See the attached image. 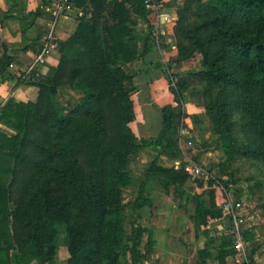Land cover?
<instances>
[{
	"label": "trees",
	"instance_id": "16d2710c",
	"mask_svg": "<svg viewBox=\"0 0 264 264\" xmlns=\"http://www.w3.org/2000/svg\"><path fill=\"white\" fill-rule=\"evenodd\" d=\"M69 2L81 15H75L76 28L66 40H54L60 58L50 76L34 70L17 78L8 71L15 58L0 57V83L17 79L18 85L38 90L34 101L9 98L0 108V122L14 132L0 130V264H54L57 224L64 227L67 264H144L151 261L153 239L140 225V213L152 203L141 181L128 209L124 204L123 191L136 182L129 161L148 147L156 157L146 177L158 178L164 189L190 179L179 146L187 117L181 92L204 110L217 137L212 147L223 152L224 160L210 170L237 157L264 167V0H181L173 28L177 62L197 55L199 69L168 76L175 106L160 109L161 129L147 140L130 128L136 111L125 69L142 55L133 30L136 20L154 22L145 0ZM51 8L52 1L42 0L19 18L22 35L37 18L50 20ZM47 33L22 50L35 58ZM64 90L80 95L70 107L57 100ZM159 156L179 160L178 168L158 166ZM213 183L206 187V198L177 192L191 200L196 237L208 243L209 225L221 218ZM230 190L240 198V190ZM255 237L253 231L243 234L245 241ZM257 248L253 243L248 255ZM212 250H199L197 264H228L235 255L229 238Z\"/></svg>",
	"mask_w": 264,
	"mask_h": 264
},
{
	"label": "crops",
	"instance_id": "0c3cea01",
	"mask_svg": "<svg viewBox=\"0 0 264 264\" xmlns=\"http://www.w3.org/2000/svg\"><path fill=\"white\" fill-rule=\"evenodd\" d=\"M42 0H0V57L6 53L15 58L9 72L16 75H27L34 71L29 70L33 64V54L24 52L22 47L29 44L31 39L37 38L41 32L47 29V20L37 18L35 26L29 29L25 36L20 29L19 18L25 16L30 11H35ZM52 1V0H47ZM181 5V0H164V11L171 17H177V9ZM76 12L65 14L60 17L55 25L54 39L64 41L75 30L77 20ZM12 16L15 20H6L5 17ZM152 28L149 29V26ZM175 25V24H174ZM174 25L162 24L160 21L159 30L153 23L136 20L133 26L137 41V50L142 53L141 57L125 66L126 71L131 75L129 87L131 98L135 105L136 119L130 123V128L135 136L141 139H152L157 137L161 129L160 109L167 105L175 106V101L170 92V78L168 76L181 74L189 70L199 69V56L195 55L188 61L177 62L179 55L175 46ZM44 35L40 37L43 42ZM60 55L57 51L46 57L44 64L36 70L45 76L51 75V69L56 67ZM38 90L33 86L17 84V79H12L0 83V108L9 99L17 101H34L37 98ZM183 99V109L187 117L183 120L184 126L179 130V146L183 150L182 160L187 161L186 143L192 142L197 146L193 150V162L210 167L221 163L224 155L221 150H214L216 136L211 134L208 128L207 118L203 109L197 108L187 98V91L181 92ZM80 95L70 90L59 92L57 100L65 107L77 99ZM72 105V104H71ZM70 105V106H71ZM69 106V107H70ZM193 117V119H192ZM194 120V121H193ZM199 121V122H198ZM0 130L7 134L14 133L13 130L0 122ZM193 148V147H191ZM204 148V149H203ZM156 157V153L148 147L142 148L131 156L129 169L134 173L135 184L127 190L133 199L136 194L137 185L145 181V192L151 200L152 207L144 208L140 215V225L152 233V252L150 257L153 264H197V252L205 246L211 247L212 254L218 247L217 225L221 222L214 221L208 227V233L212 240L208 243L204 236H197L193 223L188 213L175 200L179 198L177 192L184 191L188 195H202L205 197L206 187L193 182L190 179L182 186L169 184L164 189L158 178L146 177L147 170ZM157 165L164 168L175 166L180 161H169L165 156H159ZM176 169V168H175ZM215 227V230L213 229ZM147 237L143 239L146 242ZM256 264L260 262L258 256L254 257ZM146 262V263H150ZM231 260L228 264H231Z\"/></svg>",
	"mask_w": 264,
	"mask_h": 264
},
{
	"label": "built area",
	"instance_id": "2783aa9c",
	"mask_svg": "<svg viewBox=\"0 0 264 264\" xmlns=\"http://www.w3.org/2000/svg\"><path fill=\"white\" fill-rule=\"evenodd\" d=\"M144 7L154 18L156 30L162 28L160 21H162V24L174 25L177 20V17H171L169 13L164 11V0H145ZM73 11L74 9L69 0H52V8L50 10L52 18L47 20L48 33L44 38L40 53L33 59V64L29 70H36L37 67L42 66L46 57L56 51V44L54 42L55 25L60 17ZM75 12L78 16L81 15L80 11ZM10 67H12V64ZM191 146L192 142L188 141L186 147L191 148ZM187 159L185 171L188 173L191 181L202 183L207 187L210 180H215L214 169L210 170L207 166L197 164L190 157ZM178 165L179 163L175 165L176 169ZM213 188L216 190L217 205L221 212L220 220L224 223V226L217 225V231L222 230L231 240L232 248L235 251V262L240 263V261H244V264H248L246 260L248 252L251 250L252 244H256L258 241V237L255 241L243 240L244 232L249 230L251 226L256 225L254 216L250 213L252 205L247 198H236L232 190L227 192L218 183L217 185H213Z\"/></svg>",
	"mask_w": 264,
	"mask_h": 264
},
{
	"label": "rangeland",
	"instance_id": "374dc122",
	"mask_svg": "<svg viewBox=\"0 0 264 264\" xmlns=\"http://www.w3.org/2000/svg\"><path fill=\"white\" fill-rule=\"evenodd\" d=\"M75 100L76 99H74V101ZM74 101H72L68 105V107L71 104H73ZM191 147L193 148H187L185 151L189 155V157L191 156L193 157L194 155L193 150L194 148H197V146L194 145H192ZM214 170H215V181L218 184H220L221 187H223L227 192H229L230 189H238L241 192L240 198L245 197L247 198V200L250 201L252 205V209L250 213L254 216V222L256 223V225L251 226L249 230H246V232L247 231L255 232L256 234L255 238L258 237V241H257L258 248L255 251L253 250L254 251L253 256L247 255L246 260L248 264H256L253 259L255 256H258L260 262L264 263V167L259 163L248 161L242 157H237L232 161L225 162L222 167H217ZM217 183H213V184L217 185ZM206 191H210V190L206 189ZM131 196H133L132 190L131 192L128 191L127 189L123 191V200H124V204L127 205V209L130 201L132 200L130 199ZM175 199H176L175 201L180 206H182L187 213H188L187 209L189 210L190 213L192 212L191 200H186L185 198H175ZM127 212L129 213V210H127ZM217 222H221V221L218 220ZM130 223L131 222L129 221L125 225L126 233L130 232ZM220 225L224 226L223 221L221 222ZM56 227L58 230V238L56 241L57 253L55 256L54 264H67V258H68L67 239L64 232V227L61 224H57ZM213 229L215 230L214 226ZM215 232H217L219 244L228 238L226 233L223 232L222 230H218V231L215 230ZM231 261H232L231 264H244V261H240V263H236L235 255ZM31 264H35V262ZM144 264H153V263L144 262Z\"/></svg>",
	"mask_w": 264,
	"mask_h": 264
}]
</instances>
